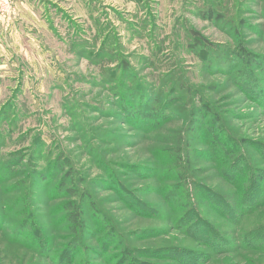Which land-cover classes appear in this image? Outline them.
Segmentation results:
<instances>
[{"label":"rangeland","instance_id":"1","mask_svg":"<svg viewBox=\"0 0 264 264\" xmlns=\"http://www.w3.org/2000/svg\"><path fill=\"white\" fill-rule=\"evenodd\" d=\"M7 1L4 9L0 5L5 19L13 5ZM42 1H54L78 18L54 15L55 34L40 9L47 29L39 32L33 77L11 53L0 54V209L10 208L14 220L0 228V264H60L57 254L68 236L62 225L53 228L50 215L61 217L57 206L68 199L57 193L68 169L60 170L61 154L73 166V184L91 194L97 207L91 225L102 233L100 241L90 232L74 236L82 248L74 264H179L153 254L190 247L209 253L210 246L181 228L177 218L183 211L166 213L169 206L156 193L174 188L172 179L181 170L191 188L215 190L225 202L240 205L239 186L250 176L238 185L210 161L211 132L203 128L205 118L217 113L223 128L216 130L235 136L253 174L264 178V108L247 93L245 78L237 76L240 66L232 72L216 66L232 65L241 57L240 47L264 60V0H87V8H80L79 0ZM211 10L222 17L209 18ZM105 43L109 53L115 49L113 65L126 59L144 81L163 84L167 92L175 81L186 84L179 98L183 108L172 120L146 133L119 116L114 85L124 75L120 65L114 77L105 73L113 67L105 68L99 58L109 59V53H100ZM242 67L264 81L259 66ZM204 102L211 114L191 133V107ZM128 195L134 202L126 200ZM208 204L199 199L196 208L231 244L216 248L200 264H264V247L238 242L264 225V204L232 222ZM89 205H84L88 212ZM44 237L53 242L45 245Z\"/></svg>","mask_w":264,"mask_h":264},{"label":"trees","instance_id":"2","mask_svg":"<svg viewBox=\"0 0 264 264\" xmlns=\"http://www.w3.org/2000/svg\"><path fill=\"white\" fill-rule=\"evenodd\" d=\"M208 14V17L212 19H214V17H217L218 19L222 17L220 14H215L213 10L208 11ZM194 34L196 35L197 31H194ZM194 38H198V41L195 40L198 45H200L199 41H203L198 35L194 36ZM101 49V54H108L110 51L106 43L101 47ZM240 49L241 57H239L238 60H235L232 65L224 67V65H220V62L216 66L223 67L225 70L231 72L234 68L236 69L238 66H240L238 67L239 69L237 71V76L239 77L240 75L239 78L241 79L245 78V82L249 87L247 93L258 103H260V105L264 108V81L255 79L253 73L249 71L247 72L242 67V65H245L251 68V66L254 65L259 66L258 69H263L264 71V60L258 58L255 54L247 52L241 47ZM114 51L115 49H112V52L109 53V59L105 58L106 56L104 55L102 57H99L102 58L101 60L103 61V63L106 61L104 63L105 68L114 64L113 61H115L116 58V56L114 55ZM262 61L263 63L261 64ZM119 65L123 70L124 76H122V82H120L118 79L117 84L114 85L115 94H117L114 105L117 106V113L120 117L122 116L123 120L125 119L126 122H131L135 126L144 129L146 133H149L161 128L165 123L172 120V117L177 114V108H183V105L181 104L182 100L179 99L180 93L183 94V92H186L188 90L186 84L183 81H175L172 84V87H170L171 91L176 95H171V91L167 92L163 84L157 85L156 82L153 83L144 81L138 75L136 70H134V72L131 71L133 69L130 67L126 59L120 61L118 65L115 63L113 67L105 69V73L111 75V78L114 77V75L117 74V68H119ZM208 66L211 67L212 63L208 64ZM251 69L258 70L255 68ZM104 76H106V80L109 79L108 75L104 74ZM240 82L242 83V80H240ZM10 104H12V102H10ZM184 106H187V103ZM191 109V118L193 117V120L191 121V125L189 126V128L192 131L191 133H195L197 129L196 124L198 127L203 126L204 118L211 114L209 111L210 103L202 105L198 104L192 106ZM205 122L207 124V128L205 127L203 128V130L206 129L208 133L210 134L211 132L212 135H210L208 141V145L211 146V150L213 152L212 159L210 160L211 164H214L216 168L218 167L221 175H223V178L228 179L231 182L234 181L237 184L241 183L244 178L250 176V178L248 179L249 181L244 187L241 185L239 186L238 191L240 192L241 196L240 205L237 206L233 202H225L220 196L221 194L218 195L215 190H207L206 188L200 187L198 185H195L193 188H191L189 184H193V182H188L186 174L181 170H178V172H176L177 180L172 179L173 181L177 182L174 188L162 189L161 187L156 194H162L161 197L166 200V204L169 206L167 207L166 213H171L173 216L174 213L179 212V209L183 211L179 218H177L178 222H180L181 228L187 232V235L190 238L205 244V246L207 247L210 246V252H212L218 247L226 246L229 243L231 244V241L229 239L227 240V236L223 237L218 228L213 223H211L209 219H205V217L201 215V213L196 208L197 200H208V208L212 207V209L214 210L223 212L224 216L231 222L236 221L237 216L240 220L246 216L247 212L255 210L264 204V178L261 179V176H259L261 175L260 173H258V177L257 175L255 176L253 174L256 172V170L252 169V166L250 164L251 162L247 161L244 153L241 152V150H244L245 147L235 142V140L233 139L235 138V136L225 137L220 131L216 130H220L221 128H223L221 117L218 113L217 115L211 114L210 118H205ZM178 135H180V131ZM225 144L227 145V147L222 146ZM261 148H263L264 150V147ZM261 152L263 153L264 157V151ZM234 154H238L240 157H236V155ZM60 156L62 157L58 158V163H60L61 161H64L63 163H65V165L63 164L60 169L61 172H65L66 166H68V169L64 173L63 178H61L62 181L59 184L57 193L65 194L68 199H66L62 203V205L57 206V212L61 210V217H56V213H53L52 215H50V219L52 220L53 228L55 230L62 225L63 227H65L64 229H62L63 232L68 236V239H65L64 241L67 243L63 245V248L61 249L62 251L58 252L57 254V259H59L60 264H74L73 262H75L77 258H79V255L82 251L80 243L73 242L74 236L76 234H80L83 238V236H87L90 232L92 238H98V240L100 241L102 240L100 239L102 238V233H100L96 225H91L92 222L95 223L92 211L93 206H95V209H97L94 202L91 205V194L88 190H82L79 185L73 184L74 179H71L69 177L70 173L72 172L73 166L71 163H66L67 158L65 155L61 154ZM172 156L174 155H171V157ZM172 161L177 162V159H173ZM147 171H155L157 173L156 169H147ZM39 174L40 178H46L44 177L43 173ZM81 178H79L78 180H80ZM126 200H128V202H134L130 195L126 197ZM174 202H178V205L174 204ZM85 203L90 204L89 212L84 208ZM10 210V208L8 210L7 208L0 209L1 229L9 226L8 224L10 223H14V220L10 217ZM53 216H55V221H53L52 219ZM55 233L56 231L54 232V234ZM108 240L109 242L111 241L110 238H108ZM44 241L45 245L46 242H53V240L49 239L48 237H44ZM244 241L247 247L253 248L257 245L264 247V225H260L250 233H247L238 242H240L239 244H241ZM85 249L86 248L84 247V250ZM163 251H165V253H155L153 255L161 256L162 258L168 260H174L175 263L179 264L203 263L202 261L210 253H204L203 251L196 250L191 247L176 248L170 251ZM203 254L205 255L204 258ZM207 262H205V264Z\"/></svg>","mask_w":264,"mask_h":264},{"label":"crops","instance_id":"3","mask_svg":"<svg viewBox=\"0 0 264 264\" xmlns=\"http://www.w3.org/2000/svg\"><path fill=\"white\" fill-rule=\"evenodd\" d=\"M39 2L42 5H39L38 0H13L11 11L6 19L0 16V54L11 53L17 59L18 66L27 70L29 75L32 73V77L33 72L37 70L38 43H42L39 32L40 29H47L40 19L41 10L45 11L46 20L50 26L53 25L51 29L55 31V34H58L56 27L59 26V22L55 24L54 15L61 16L62 19L73 17L72 19L76 20L78 18L70 14L69 9H63L54 1L47 4L42 0ZM79 6L87 8V0H79Z\"/></svg>","mask_w":264,"mask_h":264},{"label":"built area","instance_id":"4","mask_svg":"<svg viewBox=\"0 0 264 264\" xmlns=\"http://www.w3.org/2000/svg\"><path fill=\"white\" fill-rule=\"evenodd\" d=\"M8 1L7 0H0V5H1V9H4L5 6L7 5ZM3 11V10H2Z\"/></svg>","mask_w":264,"mask_h":264}]
</instances>
